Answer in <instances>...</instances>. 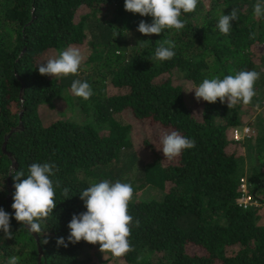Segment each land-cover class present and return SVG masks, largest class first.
Returning <instances> with one entry per match:
<instances>
[{"label": "trees", "instance_id": "obj_1", "mask_svg": "<svg viewBox=\"0 0 264 264\" xmlns=\"http://www.w3.org/2000/svg\"><path fill=\"white\" fill-rule=\"evenodd\" d=\"M255 3L199 0L194 12L182 14L184 29L144 36L139 22L151 23V17L126 12L124 0H0V208L11 214L13 232V239H4L0 231V264L13 255L18 264H39V246L41 264H97L90 250L98 244L82 240L65 248L57 239L67 242L73 214L87 211L79 194L101 180H120L134 189L133 251L122 257L125 264H264V55L256 51L264 45V18L254 17ZM233 8L239 19L224 35L217 23ZM164 39L175 42V57L152 59L157 41ZM69 45L89 47L92 74L41 76L42 59ZM242 70L260 73L250 105L188 103L187 82L194 89L205 78ZM76 79L90 84V99L71 92ZM182 80L185 85L178 84ZM60 101L83 122H45L41 107L53 109ZM123 114L177 131L195 147L168 164L151 150L142 156ZM248 125L249 138L231 137L233 129ZM8 153L17 162L13 169L26 175L32 163H55L59 169L52 177L60 182L57 206L42 223L39 241L14 219ZM244 178L255 201L249 208L238 203ZM149 187L161 196L138 199ZM191 246L200 253H189Z\"/></svg>", "mask_w": 264, "mask_h": 264}, {"label": "clouds", "instance_id": "obj_2", "mask_svg": "<svg viewBox=\"0 0 264 264\" xmlns=\"http://www.w3.org/2000/svg\"><path fill=\"white\" fill-rule=\"evenodd\" d=\"M199 0H124V10L141 17H151V23L144 20L139 22L137 31L144 36L161 35L166 29L177 32L184 29L187 21L181 19L182 14L192 13L196 10ZM255 18H264V0H256L253 5ZM239 19L238 10L233 8L230 14H222L218 20L217 28L224 35L230 34L232 22ZM255 38V33L250 35ZM141 41L140 43H147ZM152 59L167 61L175 57V42L170 39L157 41ZM85 56L80 48L69 45L60 51L58 57L48 58L46 62L38 65L41 76L55 78L77 76ZM260 78L257 71L242 70L235 75L205 78L193 90L197 101L203 100L214 104L218 100L221 104L227 103L228 108L238 104L250 105L256 96L255 84ZM71 92L84 100L93 96V90L86 81L76 79L71 84ZM255 110H260L257 103ZM161 151L165 159L173 160L179 157L184 150L195 147V141L183 136L177 131L163 132L161 135ZM59 171L55 163H32L26 175L23 170L10 174L13 177L15 192L13 203L14 219L30 233L40 234L42 223L53 214L57 206L56 188L60 182L53 181L52 177ZM26 177V178H25ZM69 189L64 188L62 195L67 198ZM86 212L73 214L68 224L70 230L67 242L64 237L57 239V245L68 247L85 241L88 244H99L102 253L109 252L114 257H123L133 251L130 236L133 227V217L129 214V204L133 199L134 189L130 183L120 180L110 182L101 180L91 183L80 194ZM66 200V199H65ZM10 213L0 208V231L4 239H13L11 231ZM139 220L135 226L139 227ZM44 244L48 240H43ZM7 264H18V257L8 258Z\"/></svg>", "mask_w": 264, "mask_h": 264}, {"label": "rangeland", "instance_id": "obj_3", "mask_svg": "<svg viewBox=\"0 0 264 264\" xmlns=\"http://www.w3.org/2000/svg\"><path fill=\"white\" fill-rule=\"evenodd\" d=\"M76 47L80 48L81 51L83 52L84 56H85V60L80 67L79 75H80V73L85 75V76L91 75L94 66L93 65H91V66L87 65L89 56L91 54L89 47H87L85 45L76 46ZM256 51L258 52V55H264V45L256 46ZM55 57H58L57 52H55V51L49 52V54L46 55L42 59V63L46 62V60L48 58H55ZM175 77H177V76H175ZM51 78H53V77H51ZM177 78L180 79L179 77H177ZM184 83H186V82H184L183 80L178 82L179 85L184 84ZM186 86H187L186 88H188V91L193 90V86L190 82H187ZM107 91L109 93L112 92V87H111L110 83H108ZM188 91H187V93L189 94L188 103L190 102L192 104V103L196 102L195 101V99H196L195 93H194V91H192V92H188ZM201 101L202 100L199 101L200 104H201ZM263 106H264V103H263ZM65 109H66V111H65ZM41 114L43 115L45 122H52L54 119H69V120L72 119L76 122H83V120H84V118H82L81 116H77L78 111H75L74 109L70 108L65 101L58 102L56 108H53V109L49 108L48 106H42L41 107ZM121 119H122V122L130 124L133 126L132 137H133V140L135 142L136 147L141 152L142 156H147L148 155L147 150L148 151L151 150L152 152H155L160 158H162L163 161L165 162V164H168L171 161L177 159V158H175L173 160L165 159L163 152L161 151V148H162L161 135L163 132L166 131L165 129H162L161 127H159V125H157L156 123H153L149 120L144 121V122H138L132 115H129V114H123L121 116ZM248 128H250L251 133H253V130L251 129V127L249 125L245 126L243 129H239V130L242 131V130H246ZM167 132H171V131H167ZM233 136H234V129L231 132V137H233ZM246 138L247 137L244 136V134H241V140L240 141H242ZM146 143H147V146H145ZM161 194L158 193L157 190H154L151 187H149L144 192L140 191L137 194V197H138V199H140V198L146 199L148 197L149 198L160 197ZM90 253L92 254L93 259L95 260V262L97 264H125L122 260V257H119V258L114 257L109 252L102 253L100 251L99 244L94 249L90 250ZM189 253L199 254L200 249H198L197 247L191 246V247H189Z\"/></svg>", "mask_w": 264, "mask_h": 264}, {"label": "built area", "instance_id": "obj_4", "mask_svg": "<svg viewBox=\"0 0 264 264\" xmlns=\"http://www.w3.org/2000/svg\"><path fill=\"white\" fill-rule=\"evenodd\" d=\"M244 131V132H243ZM241 134H244L247 138H249L252 133L250 128L246 130H239L236 129L234 130V136L232 137L235 141H240L241 140ZM239 190L241 192V197L238 199V203L243 206L244 208H249L255 204V201L253 199L252 194L250 193L249 187H248V182L247 179H242Z\"/></svg>", "mask_w": 264, "mask_h": 264}, {"label": "water", "instance_id": "obj_5", "mask_svg": "<svg viewBox=\"0 0 264 264\" xmlns=\"http://www.w3.org/2000/svg\"><path fill=\"white\" fill-rule=\"evenodd\" d=\"M21 126H22V124H21ZM18 129H19V128L14 129V130L12 131V133H13L14 131L18 130ZM9 137H10V134L6 137V141L9 139ZM3 150H4V152L6 153V143L4 144ZM8 156H9V157L12 159V161H13V167H12V168H16V167H17V162L14 160V158L12 157L11 154L8 153ZM9 187H10V188L12 187V184H11L10 182H9ZM10 197H11V196H8V199H9V200H10ZM33 235L35 236V238L37 239V241H39V240H38V235H37L36 233H33ZM42 256H43V250H42V248L39 246V256H38L39 264H41Z\"/></svg>", "mask_w": 264, "mask_h": 264}]
</instances>
